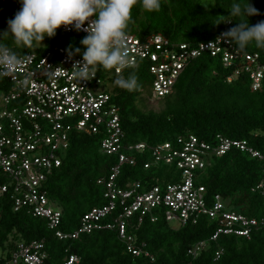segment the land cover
Segmentation results:
<instances>
[{
    "label": "trees",
    "instance_id": "16d2710c",
    "mask_svg": "<svg viewBox=\"0 0 264 264\" xmlns=\"http://www.w3.org/2000/svg\"><path fill=\"white\" fill-rule=\"evenodd\" d=\"M250 2L260 14L249 17V23L264 21V0ZM231 3L232 0H161L160 9L151 13L136 5L125 31L140 37L161 34L178 42L207 41L216 33L235 26V21L221 22L233 19L227 11ZM19 8L18 0H0V31L6 29V22ZM84 37L73 30L67 33L63 44L83 52L79 40ZM56 38V34L47 38L46 46L37 51L42 53L55 46ZM0 43L7 44L16 54L32 51L14 47L11 37ZM238 49L243 54L258 53L264 60V48L250 45ZM98 71L101 76H109L111 70L98 68ZM232 73L233 68L224 67L218 57L204 54L191 60L174 91L162 99L163 107L159 111L144 110L139 104L145 84L151 83L145 63L109 76L112 82L130 74L137 80L135 90L127 91L114 85L112 95L119 106L121 124L128 139L151 145L195 134L213 142L217 134H222L247 139L264 153V89L253 91L245 73L227 81ZM149 160L146 153L139 156L137 165H124L121 182L138 179L146 183L155 177L165 183L178 180L174 165H152L145 169L143 163ZM116 161V155L101 151L99 135L77 130L70 133V145L63 162L53 169L46 185L49 195L63 207L61 229L78 227L86 211L105 202L104 188L97 180L106 176ZM208 162L197 172L196 183L207 188L209 202L216 194H221L231 208L251 217H264V193L252 191L262 177L260 159L233 148L220 156L209 155ZM174 174L177 176L173 177ZM216 228L217 221L205 215L177 229H172L162 216L156 221L145 218L132 230L135 245L143 250L140 255H134L116 229L95 230L82 233L76 239L60 240L45 218L24 210L15 211L7 194L0 200V264H8L19 242L33 239L45 240L50 263H60L74 253L80 256L78 264H264V231L261 229H254L250 238L221 234L197 257L188 254L187 250L194 243L209 238ZM220 248L223 253L215 260V251Z\"/></svg>",
    "mask_w": 264,
    "mask_h": 264
},
{
    "label": "built area",
    "instance_id": "2783aa9c",
    "mask_svg": "<svg viewBox=\"0 0 264 264\" xmlns=\"http://www.w3.org/2000/svg\"><path fill=\"white\" fill-rule=\"evenodd\" d=\"M87 24L88 21L84 26ZM60 29L65 34L73 31L71 27ZM79 32L87 35L83 30ZM223 32L196 43L173 41L161 34L140 37L126 32L124 48L129 65L124 69L145 63L151 77V102L171 94L188 63L204 54L218 57L224 67L233 68L227 81L245 73L253 91L264 89V60L258 53L243 54L235 45L217 40ZM67 49L60 44L42 53L17 54L21 63L7 76L0 77V200L9 194L15 211L45 218L60 240L76 239L95 230L116 229L134 255L143 250L135 245L132 232L145 218L156 221L162 216L168 222L176 219L180 225L195 223L202 215L217 221L209 238L197 241L187 250L193 257L221 234L250 238L254 229L264 231V217H251L231 208L221 194L209 202L207 188L196 183L197 172L207 166L209 155L220 156L235 148L262 161V177L252 191L264 193V153L260 149L247 139L222 134H217L213 142L195 134L151 145L130 141L121 124L119 106L112 100L114 83L110 80L124 69H112L109 77L101 76L97 68L92 79L80 82L73 77L72 66L77 61L82 63V57L74 54L69 60ZM74 130L99 135L101 151L116 155L117 161L106 176L97 180L104 188L105 202L86 211L79 226L66 231L61 229L63 207L49 195L46 185L53 169L62 164ZM146 153L150 160L143 163L145 169L174 165L178 180L165 183L155 177L146 183L138 179L121 182L122 167L137 165L139 156ZM222 253V248L217 249L215 260ZM145 255L154 259L149 252ZM79 262L80 256L72 253L60 263H50L45 240L33 239L19 242L8 264Z\"/></svg>",
    "mask_w": 264,
    "mask_h": 264
},
{
    "label": "clouds",
    "instance_id": "9594fccd",
    "mask_svg": "<svg viewBox=\"0 0 264 264\" xmlns=\"http://www.w3.org/2000/svg\"><path fill=\"white\" fill-rule=\"evenodd\" d=\"M18 3L19 10L6 22V29L0 31V41L11 37L14 47L36 49L46 37H54L58 28L85 31L87 35L80 40L84 51L71 46L66 50L69 60L74 54L82 57V63L77 61L72 66L75 69L72 75L80 82L92 79L97 68L119 72L127 67L129 57L124 40L132 8L139 5L141 10L151 13L161 7V0H18ZM227 11L233 19L221 22L235 21V26L221 33L217 40L240 49L250 45L264 48V21L249 23V17L260 14L250 0H232ZM20 63L16 52L0 43V77L7 76ZM113 83L127 91L137 88L136 77L131 74L127 78L119 76Z\"/></svg>",
    "mask_w": 264,
    "mask_h": 264
},
{
    "label": "rangeland",
    "instance_id": "374dc122",
    "mask_svg": "<svg viewBox=\"0 0 264 264\" xmlns=\"http://www.w3.org/2000/svg\"><path fill=\"white\" fill-rule=\"evenodd\" d=\"M56 35H57V38H56V42H55V46H58L60 44L64 45V46H67V44H63V42L66 41L67 39V34L63 33L61 31L60 28H58L56 30ZM81 40V39H80ZM79 40V42H80ZM46 42H47V37L42 41V45H39L38 48L36 49H32V51H37L40 47H44L46 46ZM150 92H151V85L148 83V84H145L144 88H143V91H142V94L140 96V100H139V104L141 105V107L144 109V110H152V111H159L161 110V108L163 107V102L162 100L160 101H156V102H151L149 101V95H150ZM177 174V172H176ZM174 174L173 177H176L177 175ZM179 222L175 219V220H171L169 222V226L172 228V229H177L179 227ZM0 252H1V249H0Z\"/></svg>",
    "mask_w": 264,
    "mask_h": 264
}]
</instances>
